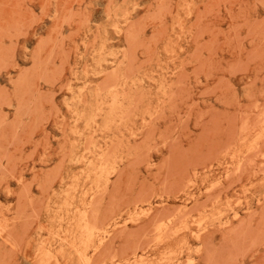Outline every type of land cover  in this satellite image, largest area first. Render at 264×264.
<instances>
[{
	"label": "rangeland",
	"instance_id": "obj_1",
	"mask_svg": "<svg viewBox=\"0 0 264 264\" xmlns=\"http://www.w3.org/2000/svg\"><path fill=\"white\" fill-rule=\"evenodd\" d=\"M0 264H264V0H0Z\"/></svg>",
	"mask_w": 264,
	"mask_h": 264
},
{
	"label": "bare ground",
	"instance_id": "obj_2",
	"mask_svg": "<svg viewBox=\"0 0 264 264\" xmlns=\"http://www.w3.org/2000/svg\"><path fill=\"white\" fill-rule=\"evenodd\" d=\"M90 262V261H89Z\"/></svg>",
	"mask_w": 264,
	"mask_h": 264
}]
</instances>
